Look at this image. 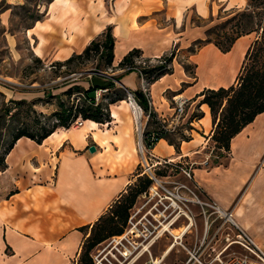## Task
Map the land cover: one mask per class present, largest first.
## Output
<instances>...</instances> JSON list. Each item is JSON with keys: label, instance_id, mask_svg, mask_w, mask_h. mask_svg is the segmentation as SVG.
Segmentation results:
<instances>
[{"label": "crops", "instance_id": "obj_1", "mask_svg": "<svg viewBox=\"0 0 264 264\" xmlns=\"http://www.w3.org/2000/svg\"><path fill=\"white\" fill-rule=\"evenodd\" d=\"M247 4L248 0H51L35 3L32 16L27 0H0V70L24 56L46 67L65 61L83 53L111 27L115 43L110 75L116 80L108 92L133 94L141 90L142 79L137 71L124 73L118 67L124 56L133 49L150 59L174 52L172 72L150 85L154 111L172 118L173 98L186 99L180 124H189L199 136L192 134L177 149L163 138L153 150L163 158L184 159L197 188L222 211L218 214L232 215L264 248V112L231 139L226 158L192 165V157L207 147L215 129L200 93L235 84L257 39L253 32L242 35L223 52L207 40L209 30L221 22L222 14ZM21 10L28 12L26 26L19 25ZM197 43L201 46L192 51ZM129 102L125 97L109 104V121L87 119L78 127L56 130L41 143L25 136L15 142L6 154L7 166L0 169V264H77L93 225L143 174L136 136L140 111ZM199 110L202 117H194ZM175 247L170 242L149 249L148 257L141 258L145 252L134 264L165 263Z\"/></svg>", "mask_w": 264, "mask_h": 264}, {"label": "rangeland", "instance_id": "obj_2", "mask_svg": "<svg viewBox=\"0 0 264 264\" xmlns=\"http://www.w3.org/2000/svg\"><path fill=\"white\" fill-rule=\"evenodd\" d=\"M27 1L32 5L29 6L28 9H31V15L34 16L33 5L35 3L45 2L47 0ZM250 12L251 8L249 7V4H247V6L242 10L234 11L229 14H222V17L218 18V21L221 22H216L218 24L213 27L214 29L209 39L222 43L226 40L227 36H236L239 32H241L239 23L245 22L243 13ZM256 12H258V10ZM26 13L28 14L26 10H21L19 25L22 23L23 26H26L30 23L27 20ZM256 22L257 19H254L248 29L255 28V31H253V33H255L257 39H259L261 36V30H259V28L256 26ZM18 26L17 28H20ZM97 64V58L92 57L89 60H85L84 62L76 61L71 64L60 66L56 65L55 62L46 67L41 60L35 59L31 56L28 58L24 56L21 62L2 68V70H0L2 73L10 76L19 83L17 86H15L19 91H14V93H11V91L3 88L1 89L0 87V109L1 107H3L4 103L8 104L11 107L10 115L7 117L4 125V129L7 128V130H3L4 135H2L0 139V151H3L5 146L10 142L13 134V129L16 127L26 126L34 134H39L43 131V129H51L56 126H59L56 130L62 128H70L73 126L78 127L76 121L79 116H72L70 121L66 124V127L62 126L60 122L61 111L62 109H74L75 104L78 102V98H83V96L78 92L79 89H77V87H88V79L90 78L88 73L89 71L93 70L97 66ZM10 80L13 81L12 79ZM68 89H71V93L66 92ZM12 90L14 89L12 88ZM47 91H51V94H46ZM19 92L22 93L20 94ZM124 92L125 91H123L122 93ZM111 95L112 93L108 92L107 98L109 99V101L112 99ZM12 99H25L27 102L15 105L14 103L10 102ZM79 102L82 103V99L79 100ZM201 114L202 112L200 110L196 112V115L200 116ZM144 119L145 117H143L142 119L143 123ZM192 128L193 127L189 124H178L176 128L169 133L170 141L174 142L179 147L183 142L191 139L192 134H194L195 137L199 136L197 133L191 131ZM136 136L139 142L138 132ZM138 150L141 156L139 146ZM227 156L228 150L219 148L216 142L211 139L202 153L194 155L192 159L195 165H201V163L206 158L210 157L209 163L206 164L209 165L210 161L214 160L215 158L217 160H220V158L222 157L221 160H223ZM171 161L172 163L170 164L156 165L155 167H153V170L157 175L159 182L154 180L149 189L150 195H148L146 198L138 196L132 208H130V212H134L139 209L140 212L138 215H146L147 212L155 213L157 212V210H161L160 212H165V215H181L180 219L177 222L169 226V232H166L163 236L155 239L154 242L152 241V244L143 243L145 244L144 247H148V249L152 251L153 249H156L157 247H160L165 243H176V247L168 255V257L166 258V262L158 264H183L187 259V250L182 245L177 244V241L179 240L171 231H181V229L189 223V220L185 215L191 217L195 225L192 228L193 233L187 232V234L181 239L182 244L187 247L194 245L197 241H199V239L202 238L206 217L211 215L210 219L212 220L216 219L217 215H219L215 207L212 205V201L208 200L197 188L195 182L193 181V177L188 176L181 169V166L187 165L184 159H173ZM149 162L150 164L152 163V161ZM139 172L143 173V176L129 188L127 193H133L134 191H136V187L140 183L144 182V180L148 177L147 173L149 171L144 170L143 165H141V167L139 168ZM156 192L159 193V196H156ZM160 196L164 199V202L167 203V208L164 207V205L155 206L156 201ZM108 216H110V212L105 217ZM164 224L165 226L168 225V223ZM221 225V218L215 220L210 234H213V231L218 230ZM228 226L231 229L228 228ZM111 227H115V224L111 225ZM111 227H108V225L102 221L100 225H96L95 229L96 231H103L105 229V231H109ZM127 227L128 223L125 227L124 233L126 232ZM232 227L233 226L231 224L224 225L220 229L219 234L216 236V241L214 244L220 247L224 245L226 241L225 237L228 233H231V235L234 236L236 230L232 231ZM112 237L113 236L108 237L94 246L90 250V255H95L98 250L102 248V246L108 244L109 240ZM132 238L136 239L135 237H131V239ZM123 243L125 246H129L127 241L124 240ZM86 246L87 242L85 243L83 251L86 250ZM120 248L124 247L122 246ZM232 248L237 251L241 250L236 245H234ZM109 250H111L112 253L118 254V251L116 249L110 248ZM147 253L148 252L140 257L142 259H145V257H148ZM107 257L112 258V255L108 254ZM80 258L81 256L79 257L78 262L80 261ZM141 258L139 261L142 260Z\"/></svg>", "mask_w": 264, "mask_h": 264}, {"label": "trees", "instance_id": "obj_3", "mask_svg": "<svg viewBox=\"0 0 264 264\" xmlns=\"http://www.w3.org/2000/svg\"><path fill=\"white\" fill-rule=\"evenodd\" d=\"M47 0L46 2H50ZM249 7L251 8L250 13H243L245 22L239 23L241 32L236 36H227L224 42H218L210 40L209 37L213 32V29L209 30L208 41H213L223 52H227L231 49L234 42L242 35L249 34L255 31V28L248 29L254 19H257L256 26L261 30V36L256 39L247 51L242 69L237 77L236 83L229 87H220L217 89H205L200 93L203 96L201 104H207L210 108V112L215 126L212 139L216 142L217 146L221 149H230L231 139L238 134L246 125L251 123L259 114L264 112V0H249ZM258 10V12H256ZM40 19V15H38ZM115 39L111 31V27H107L106 30L97 38L91 41L86 49L81 54H74L65 61H58L56 65H67L73 62L79 61L84 62L92 57L97 58V66L93 70L108 71L112 70L113 62V49ZM201 46V43H197L193 46V50H197ZM144 58L143 53L140 49H133L129 51L122 61L119 63V68L124 73L135 71V67L138 66L136 60L138 58ZM166 58V61L172 63L175 53L172 52L170 55L162 56ZM162 57H160L162 59ZM157 58V59H160ZM145 61H151L150 58H144ZM150 66L144 69L145 73H148L150 77L154 76L153 81L159 79L165 74L172 72V67L167 68L163 64H149ZM129 68V69H128ZM186 70H189V66H185ZM113 71V70H112ZM93 78V77H92ZM92 78L88 83V87H80L77 89L83 98L79 97L78 102L75 104L74 109L65 110L62 109L60 115L61 125L66 127V124L70 121L72 116H81L83 120L91 119L100 122H106L110 120L109 104L115 103L118 100H122L128 97L126 93L112 92L111 100L104 99L98 103H95V91L98 87H95L92 83ZM101 78V77H100ZM109 82V87L115 86V77L103 78ZM68 89L66 92H70ZM46 94H51V91H47ZM136 101L144 110L145 114L149 112L148 98L142 90H137L134 93ZM82 99V103L79 100ZM15 105L19 103L27 102L25 99L17 100L12 99L10 101ZM10 106L4 103L0 109V139L3 134L5 121L10 115ZM150 116L147 121V126L144 133V142L148 143V135L151 132H157L161 127L160 121L157 119V113L153 110L150 111ZM201 118L202 114L194 115V117ZM150 126V127H149ZM57 127L51 129H43L39 134H34L28 127H16L13 129V134L10 142L5 146L3 151H0V169H4L6 164V154L14 146L15 142L21 137H29L41 143L50 134L56 131ZM169 144L174 145L175 148H179L174 142L170 141L169 133L163 136ZM143 174L141 175V177ZM140 177V178H141ZM153 181L147 177L144 182L140 183L136 187V191L133 193L124 194L111 208L110 216L101 217L96 222L91 230V234L87 237L86 250L82 251L80 261L77 264H94L93 258L90 255V250L105 240L108 237L121 235L125 231L127 221L130 215V208L136 201V198L152 185ZM105 222L108 227L115 224V227H111L109 231L101 230L96 231V225H100L101 222ZM84 243V246H85ZM83 246V249H84Z\"/></svg>", "mask_w": 264, "mask_h": 264}, {"label": "built area", "instance_id": "obj_4", "mask_svg": "<svg viewBox=\"0 0 264 264\" xmlns=\"http://www.w3.org/2000/svg\"><path fill=\"white\" fill-rule=\"evenodd\" d=\"M136 62L138 66L134 69L141 76V90L148 98V114L144 113V110L136 101L133 94L128 93V98L136 103L140 111V118H136V130L139 135L138 146L142 158L141 165L144 166V170L149 171L147 173V176L152 179L153 182L154 180L159 182V179L157 178L153 167H155L156 165L170 164L172 163V159L160 157L154 152L153 149L159 142V140L163 139V136L166 133H170L176 128L178 124H180V119L182 118L186 110L187 100L183 98H173L174 114L172 118L161 117L157 114V119L160 121L161 127L157 132H151L148 135V143L146 144L144 142V133L146 126H144L142 119L143 117H145L148 121L150 116L149 113L154 109L149 91L154 76L150 77L148 73L144 72V69L148 68L150 66L149 64L155 65L156 63L166 65V67L169 68L171 67V63L167 62L166 58L163 57L162 59H151V61L149 62L145 61V59L141 57L138 58ZM110 72H112L111 69H109L108 71L91 70L88 74L90 79L94 76L101 78H111L112 76L110 75ZM0 84L8 87L16 86L15 82L5 77L2 73H0ZM108 90L109 88H98L95 91V103L102 101L105 97L104 95L108 92ZM76 123L77 125H81L83 123V119L81 116L78 117ZM209 158L210 157L206 158L201 164H208ZM149 161H152V163L150 164ZM186 164L187 165L185 166H181V169L188 176L192 177L190 166L188 163ZM194 164L195 163H192V165ZM150 187L148 188V190L142 192L139 196L146 198L148 195H150ZM156 196H159L158 192H156ZM161 205H164V207L167 208V203L164 202V199L160 196L157 199L155 206ZM212 205L215 207L218 213L222 212L215 203L212 202ZM160 211L161 210H157V212L155 213L147 212L146 215H138L140 212L139 209L134 212L131 211L127 221L128 227L126 229V232L121 235L113 236L109 240L107 245L102 246V248L92 256L94 264H134L144 252H149L148 247L145 248V244L143 243H151L155 239H158L160 236H163L166 232H169L168 229H165L164 223L172 225L181 217V215H165V212ZM185 216L189 220V223L185 227H188L191 224V227L189 228V230H191L188 232L193 233L192 228L195 226L194 222H191V217L187 215ZM210 216L211 215H209L205 219L202 238L199 239V241H197L194 245L187 247L182 244V238H177L179 240L177 244L182 245L188 252V257L183 264H264V248L257 245L252 240V238L237 225L232 215H228V213H225V215H217V218L212 220L210 219ZM219 218L222 219V225L218 230L213 231V234H210L214 221ZM228 224H231L233 226L232 231L236 230V232L234 236L231 235V233H228L225 237L226 241L224 245L218 247L214 244L216 241V236L219 234L220 229L224 225ZM228 228L230 227L228 226ZM131 237H135L136 239H131ZM124 240L128 242L129 246L124 245ZM234 245L238 246L241 250H234L232 248ZM122 246L124 248H120ZM110 248L116 249L118 251V254L112 253L111 250H109ZM108 254H111L112 258H108Z\"/></svg>", "mask_w": 264, "mask_h": 264}, {"label": "bare ground", "instance_id": "obj_5", "mask_svg": "<svg viewBox=\"0 0 264 264\" xmlns=\"http://www.w3.org/2000/svg\"><path fill=\"white\" fill-rule=\"evenodd\" d=\"M129 104L135 106L136 109H137V111H139V109H138L136 103H135L133 100H131V102H129ZM137 118H140V112H139V115H138ZM91 124H93V123H91ZM228 215H229V214H228ZM191 222L193 223L192 219H191ZM169 225H170V224L166 225V226H165V229H169V230H170ZM190 227H191V224H190V226H188V227H183V228L181 229V231H177V232H174V230H171V231H172V233L174 234V236H176L177 238H182V237H183V236L189 231V228H190ZM153 242H154V241H153ZM153 242H152V243H153ZM152 243H151V244H152ZM169 247H170V246H169ZM145 248H147V247H145ZM158 259H159V258H158ZM155 262H156V264L160 263L159 260H156Z\"/></svg>", "mask_w": 264, "mask_h": 264}, {"label": "water", "instance_id": "obj_6", "mask_svg": "<svg viewBox=\"0 0 264 264\" xmlns=\"http://www.w3.org/2000/svg\"><path fill=\"white\" fill-rule=\"evenodd\" d=\"M92 83L95 87H98V88H107L109 87V82L106 81L105 79L103 78H100V77H97V76H94L92 78ZM96 147L95 146H91L90 147V151H95Z\"/></svg>", "mask_w": 264, "mask_h": 264}]
</instances>
